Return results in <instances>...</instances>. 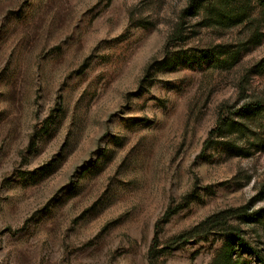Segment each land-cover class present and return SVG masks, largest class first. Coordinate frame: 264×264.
Returning <instances> with one entry per match:
<instances>
[{
    "label": "rangeland",
    "instance_id": "obj_1",
    "mask_svg": "<svg viewBox=\"0 0 264 264\" xmlns=\"http://www.w3.org/2000/svg\"><path fill=\"white\" fill-rule=\"evenodd\" d=\"M210 2L0 0V264L264 257V6Z\"/></svg>",
    "mask_w": 264,
    "mask_h": 264
},
{
    "label": "trees",
    "instance_id": "obj_2",
    "mask_svg": "<svg viewBox=\"0 0 264 264\" xmlns=\"http://www.w3.org/2000/svg\"><path fill=\"white\" fill-rule=\"evenodd\" d=\"M258 2L261 6H264V0H258ZM201 3H205L209 6V3H211V2H210V0H191L190 6L188 7V9L189 8H192V9L198 8V6ZM213 6H215V4ZM223 14H224V16H222L223 19L228 18L235 23L240 21V19L238 20V18L234 17V16L229 18V13H223ZM247 109L249 112L254 113V114H258L260 112L264 113V102L263 101H256V102L249 103V104H247ZM207 142L208 141H206L204 143V147L206 146ZM176 211H177V208H168V209H166V211L164 212V214L162 215V217L160 219L165 220L167 217L173 215ZM259 211L264 213V209H263V210H258L252 214H245L246 219L253 220L254 217H257L260 214ZM206 224H207V222L204 221V222L200 223L199 225L194 226L190 230L185 231L184 233L172 238L167 244L168 249H170V250L176 249V248L184 245L185 243H187L188 240L203 235L204 233H206L205 232V225ZM156 239H157V233H155V235L152 239L153 244L148 249V255L152 256V257L155 255V253L157 251L156 247H155ZM234 239H235V241H237V243L240 245V247L242 249L250 251L255 255L256 260L258 261V264H264V257L260 254V252L258 250H255V249L251 248L250 246H248L239 237V235L236 233L234 234Z\"/></svg>",
    "mask_w": 264,
    "mask_h": 264
}]
</instances>
